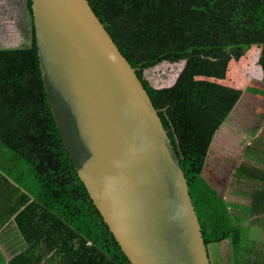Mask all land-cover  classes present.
<instances>
[{
  "label": "trees",
  "instance_id": "1",
  "mask_svg": "<svg viewBox=\"0 0 264 264\" xmlns=\"http://www.w3.org/2000/svg\"><path fill=\"white\" fill-rule=\"evenodd\" d=\"M25 2L29 42L18 47L0 44V222L13 219L26 242L12 264H131L64 146L42 80L32 0ZM89 3L159 109L190 184L211 264L222 262L212 261L210 247L227 239L237 264H244L248 256V264L259 258L263 264L264 248L244 244L245 230L233 220L222 189L217 196L210 195L217 179L204 184L200 178L206 158L182 156L165 108L210 93L196 91L194 79L201 64L264 47V0ZM166 62L185 66L172 87L154 88L145 71ZM262 159L244 160L236 171L241 186L243 179L255 183L236 193L250 200L248 209L255 217L264 214Z\"/></svg>",
  "mask_w": 264,
  "mask_h": 264
},
{
  "label": "water",
  "instance_id": "2",
  "mask_svg": "<svg viewBox=\"0 0 264 264\" xmlns=\"http://www.w3.org/2000/svg\"><path fill=\"white\" fill-rule=\"evenodd\" d=\"M32 14L58 131L129 262L211 264L159 109L89 0H32Z\"/></svg>",
  "mask_w": 264,
  "mask_h": 264
},
{
  "label": "rangeland",
  "instance_id": "3",
  "mask_svg": "<svg viewBox=\"0 0 264 264\" xmlns=\"http://www.w3.org/2000/svg\"><path fill=\"white\" fill-rule=\"evenodd\" d=\"M25 3V0H12L11 5L13 6L7 7L3 5H10L9 1L0 0V44L18 47L23 41L29 42L30 35L27 31L29 27V22H27L29 16L25 8ZM225 57H227V59H217L213 61V63L201 64L197 67V74L194 79L196 91L199 93L207 90L210 91V93H203L196 97H204L205 101L203 104L205 106L211 104V106H214L215 109L221 112L220 120L225 121L223 127L226 130L230 128V132L237 142L235 156L236 166L245 159L250 162L261 161L262 157H264V134L262 130H260L264 121V47L257 51L256 56H253L248 51L244 55L232 54ZM251 62L252 65H250ZM181 64L182 63H162L154 68L146 70V79H148L155 88L161 89V87L166 86L169 81L174 80L175 76H179L185 66V62H183V66ZM254 70L257 74L254 73ZM161 78H166L167 81H162ZM165 113L173 125L174 120L171 109H165ZM249 143H252V145L248 146L250 150L245 152L247 155L245 158L244 150ZM219 144H221V142L215 140L212 151L218 150V148H220ZM247 152L249 153L247 154ZM211 174V171H206V178L211 176ZM228 179H230L229 174L223 175L222 179L215 180L210 189V195L217 196V194L220 193L219 191L225 188L231 190L230 185H232V181L236 183L240 178L237 174H234L231 181L228 182ZM254 184L255 183H251V186ZM244 186L247 188L251 187L247 183H244ZM240 191L241 190H234L235 199L238 201H247L246 207L241 206V203L235 204L234 206L244 208L246 211L243 212L247 213V204H249L250 200L248 198L244 199L239 197L236 193ZM230 202L232 201L230 200ZM243 218L246 219L248 216ZM243 218L241 220L244 221ZM251 218L252 216L249 215V220L243 223H256L258 224L257 228L260 227V230L257 232V228H254L255 225H253L250 230L244 231V244L249 243L250 247H254L252 244L254 239H256L257 243L260 242V239L264 241V214L259 217H253V220H255L254 222ZM9 236L10 231L6 234L4 240ZM12 238L16 239L17 236ZM228 242L229 241L223 242L222 249L216 248L215 250V247H210L213 262L223 260L224 264L237 263L236 259L233 257L231 248H228ZM255 248H257V246H255ZM232 257L234 259H232ZM250 258L249 256L246 257L244 264H248V261H251Z\"/></svg>",
  "mask_w": 264,
  "mask_h": 264
},
{
  "label": "crops",
  "instance_id": "4",
  "mask_svg": "<svg viewBox=\"0 0 264 264\" xmlns=\"http://www.w3.org/2000/svg\"><path fill=\"white\" fill-rule=\"evenodd\" d=\"M7 1H9L10 5H3V6L12 7L13 6L11 5L12 0H7ZM259 49L260 47L254 46L249 51H259ZM252 55L254 56L255 53H252ZM250 65H252V62ZM254 73L257 74V72ZM177 78L175 80L169 81V83L166 86H163L161 88L173 86ZM161 80L167 81L166 78H161ZM204 101H205L204 98L187 99L175 105L168 106V108L165 109H171L172 117L174 120L172 127L174 128L175 136L178 143V148L182 156L184 157L190 156L192 158H199V157L206 158L207 161L204 168L205 170L203 171V174L200 176V178L203 181H205L202 182L204 184H207L206 182H211L212 178L222 179L223 175H228V174L230 176V179H228L229 182L232 180L233 175L234 174L236 175L237 168L241 164L239 163L236 166L235 156H236L237 142L235 137L231 134L230 128L229 130L228 129L226 130L223 127L225 121L220 120L221 112L215 109L214 106H211V104L205 106L203 104ZM263 125H264V121H263ZM263 125H261L260 130H262ZM213 139L214 141L218 140L221 142V144H219L220 148H218V150L215 151L214 150L212 151L213 143H214ZM249 145H252V143H249L246 146L244 152L247 150ZM245 161H247V159H245ZM206 171L212 172L211 178L208 177L206 178L205 175ZM241 180H242L241 178L238 179L236 183L232 181V185H230L231 190H229L228 188L222 189V193L224 191L223 196L227 199L229 203L228 208L230 209V212L233 215V220L236 223H238L243 230L248 231L253 225H255L254 228H257L258 224L252 222L249 224L243 223L244 221L249 220V215H251V213L249 209L246 213L243 212L246 211L244 210V208L239 206H234L235 204L241 203V206L246 207L245 201H238L235 199L234 190H240L241 188H245L249 190L252 187L251 183L253 181L243 179V186H241L240 185ZM244 183H247L251 187L250 188L245 187ZM238 196L240 197V195ZM230 200L232 202H230ZM249 204H247V206ZM246 216H248V218L244 219V221L241 220L243 217ZM253 217L255 216H252L251 220H253ZM237 218L238 221L236 220ZM258 230L259 228H257V231ZM9 231H10V236L4 240V237H6V234H8ZM14 236H17V238L13 239L12 237ZM226 241H229L227 244H228V248L230 249L231 240L229 239L224 240L218 244H213L211 247H215V250L216 248L222 249V244L223 242ZM25 243L26 242H24L21 232L19 231L18 226L16 225L13 219L8 220L5 224H1L0 222V264H12V260L26 248ZM252 244L254 248L255 246H257V248H261V247L264 248V241H262L261 239L260 242L258 243L256 242V239H254V242ZM247 245L249 246V243H247ZM233 257L232 259H234ZM215 262L218 263L219 260ZM221 262H222L221 264H224L223 260H221ZM260 262L261 260L259 258V260L257 259L255 264H260Z\"/></svg>",
  "mask_w": 264,
  "mask_h": 264
}]
</instances>
